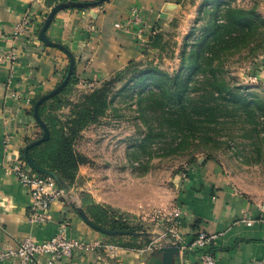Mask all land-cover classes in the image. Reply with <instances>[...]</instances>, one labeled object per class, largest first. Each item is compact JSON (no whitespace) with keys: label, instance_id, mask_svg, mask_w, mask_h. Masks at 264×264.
<instances>
[{"label":"crops","instance_id":"obj_1","mask_svg":"<svg viewBox=\"0 0 264 264\" xmlns=\"http://www.w3.org/2000/svg\"><path fill=\"white\" fill-rule=\"evenodd\" d=\"M183 1L106 0L88 8L64 9L57 13L47 34L74 54L79 83L98 80L124 69L140 57L141 49L135 38L117 27V23L128 20L136 8L153 26L162 16L178 13ZM61 3L64 0H0V29L11 34L27 11L38 16L42 28L51 9ZM69 62L68 55L58 48L44 43L32 46L22 41L15 73L10 75L9 63L0 65L3 82L0 86V251L17 249L28 238H51L66 220L70 224V236L99 242L102 246L78 252L65 264H163V254L153 246L165 241V233L148 229L149 241L145 237L134 239L131 235H105L88 225L74 209V206L82 208L87 188L96 204L124 215L128 225L134 220L138 226L145 225L137 217L155 206L162 208L164 200L151 197L148 186L142 182L140 188L134 189L130 178L106 181L102 185L104 189L98 188L93 183L95 180L88 181L77 202L54 203L49 222L28 221L32 197L14 176L6 173V166L20 154L26 139L40 138L41 130L29 108L10 98L8 93L19 92L34 101L63 82ZM7 136L9 146L4 143ZM82 170L81 167L80 173L85 177L82 172L86 170ZM187 175L177 179L175 192V208L184 210L178 228L183 241L190 243L204 232L216 237L210 251L217 264H264V185L235 179L222 165L210 160L192 166ZM169 240L167 236L166 241ZM105 246L116 247L113 256ZM182 262L180 253L175 255L173 264ZM1 264H21V261L14 258Z\"/></svg>","mask_w":264,"mask_h":264},{"label":"rangeland","instance_id":"obj_2","mask_svg":"<svg viewBox=\"0 0 264 264\" xmlns=\"http://www.w3.org/2000/svg\"><path fill=\"white\" fill-rule=\"evenodd\" d=\"M205 1L184 0L178 13L162 16L161 20L153 25L159 31L160 42L152 44L146 51L141 50L140 57L135 60L142 63L143 67L156 65L163 73L169 75L182 72L184 79H193L190 82L193 85L198 81L202 82L204 74L202 71L193 72L190 55L196 53V43L207 33L208 13L218 6L217 3L204 6ZM233 4L246 8L257 5L259 14L264 18V0H235ZM202 8L204 10L200 13ZM263 38L264 36H259L249 46L234 55H228L223 72L226 81L238 88L247 101L261 103L262 108ZM258 44H261L262 48L253 50ZM132 76L133 73H129L123 81L113 84L110 94L112 109L109 115L100 117L97 122L89 125L76 141V151L84 155L88 163L79 166V180L68 189V201L77 202V196L83 195L81 189H85L88 181L95 180L93 183L104 189L102 185L106 181L130 178L134 182V189L140 188L142 182L148 186L151 197L164 200L162 208H150L136 220L142 219L144 227L150 230L165 233V228L158 223L155 214L158 211H173L177 179L182 177L187 169L190 170L192 166L206 160L207 156L208 160L222 165L233 178L251 185H264V112L254 106L245 110L240 106L236 107L241 109H231L232 115L220 117L218 124L208 125L211 130L208 137L212 138L208 143L196 142L183 152L166 154L170 147L164 149V141L156 139L144 153L141 149L145 127L140 119V91L137 81H131ZM112 78L116 79L113 73L98 80L73 85L72 89L63 95L66 105L57 112L58 115L66 118L65 116L71 114L73 104L78 102L81 93H91ZM69 101L73 104H68ZM221 103L226 106L225 101ZM36 125L39 127L37 122ZM42 135L40 132V138ZM192 158L197 159V163H192ZM81 167L82 171L86 170L82 172L85 177L80 173ZM84 193L90 196L87 188ZM145 218L149 220L145 222ZM129 226H138L137 221L130 222Z\"/></svg>","mask_w":264,"mask_h":264},{"label":"trees","instance_id":"obj_3","mask_svg":"<svg viewBox=\"0 0 264 264\" xmlns=\"http://www.w3.org/2000/svg\"><path fill=\"white\" fill-rule=\"evenodd\" d=\"M69 2L72 1L64 0V3ZM234 2L235 0L205 1L204 6L216 3L218 6L208 13L207 33L196 43V53L190 55L193 72L202 71L204 74L203 81H198L195 85L190 83L193 79H184L182 72L169 75L163 73L156 65L149 64L143 67L142 63L132 60L124 69L113 72L116 79L112 78L91 93H81L75 104L69 101L68 104H73L72 112L63 118L57 113L66 105L63 95L67 94L73 85L79 83L75 66L65 89L45 101L39 108L40 116L50 132V139L30 149L32 160L44 170L55 173L59 177L57 183L61 188L70 189L77 179L79 180V166L88 163V159L76 151V141L89 125L97 122L100 117L109 115L112 109L110 98L112 86L116 81H123L129 73H133L131 81H137L140 91L138 101L140 119L145 127L141 149L144 153L156 139L164 141V149L170 147L166 154L183 152L196 142L208 143V140H212L208 137L211 131L208 125L218 124L220 117L232 115L231 109L245 110L254 106L264 112L261 103L247 101L239 89L231 86L223 76L224 63L228 55H234L256 41L259 36H264V18L259 14L258 6L239 7L235 6ZM203 10L204 8L200 13ZM158 34L159 31L152 37V44L160 42ZM260 48L262 45L258 44L253 50ZM68 70L69 65L64 79ZM39 98L33 101L30 110L34 119V105ZM222 101L226 102V106H222ZM239 106L241 108H236ZM38 126L43 133L42 127L39 124ZM32 142L33 140L26 139L24 147L20 150L24 160L25 148ZM191 162L197 163V159L192 158ZM74 209L79 214L80 209L84 211L91 222L103 229L132 230L135 232L131 234L134 239L138 237H145L148 241L151 239L145 225L130 227L124 215L110 207L96 204L88 195L84 196L82 208L74 206Z\"/></svg>","mask_w":264,"mask_h":264},{"label":"built area","instance_id":"obj_4","mask_svg":"<svg viewBox=\"0 0 264 264\" xmlns=\"http://www.w3.org/2000/svg\"><path fill=\"white\" fill-rule=\"evenodd\" d=\"M38 20V16L34 15L32 11H27L15 25L11 34H6L0 29V65L9 63L11 76L15 73L18 65L21 42L26 41L32 46L43 44L39 38L42 23L40 22V24ZM116 26L130 33L135 38L138 47L144 51L152 45V37L158 32L154 26L146 22L141 10L136 8L133 9L128 20L117 23ZM2 83L0 79V86ZM8 84H11V80ZM8 96L25 104L29 110L33 107V100L23 97L19 92L9 91ZM9 139V136L5 138L6 146H9ZM188 171L189 169L182 175V178L188 176ZM6 173L14 176L32 197L29 223L49 222L54 203L67 200L68 190L61 188L51 176H41L36 173L21 157V154L6 166ZM183 215L182 208H175L171 213L158 211L155 214L158 223L165 228L166 232L164 234L165 241L153 246V249L160 251L165 245L177 244L183 260L182 264H217L215 255L210 251L215 236L202 232L190 243L184 242L180 237L178 228ZM69 226V222L65 220L60 224L58 232L51 238L45 240L28 238L17 249L0 251V264L14 258L20 259L21 264H65L78 252H88L102 246L99 242H89L70 236ZM167 236L170 238L169 241H166ZM105 247L113 256L116 247Z\"/></svg>","mask_w":264,"mask_h":264},{"label":"water","instance_id":"obj_5","mask_svg":"<svg viewBox=\"0 0 264 264\" xmlns=\"http://www.w3.org/2000/svg\"><path fill=\"white\" fill-rule=\"evenodd\" d=\"M105 1L106 0H99L97 2H74V1H72L69 3L58 4L51 9V11L49 12V14H48L42 28L40 29V32H39V38L45 45L62 50L64 53H66L68 55L70 62H69V70H68V73H67L64 81L60 85H58L55 89L50 91L49 93L41 96L34 105V117H35L36 121L38 122V124L42 127L43 135L41 138L33 141L32 143H30L29 145L26 146L25 158L33 170H35L37 173H41V174L51 176L57 182L59 181V177L55 173L46 171L43 168H41L39 165H37L32 160V158L30 157L29 151L31 148H33L37 145H40V144H42V143H44L50 139V132H49L46 124L44 123V121L42 120V118L40 116L39 108L45 101L55 97L56 95L60 94L65 89V87L70 82V79L74 73V69L76 66V60H75L74 54L72 53V51L68 47H66L65 45H63L59 42H55L52 39H50L47 32H48V29L50 28L51 24L53 23L54 18L58 12H60L64 9H70L73 7L88 8L91 6H97V5L104 3ZM66 190H68V189H66ZM80 215L84 219V221H86V223L88 225H90L92 228L100 231L101 233H103L105 235H131V234L135 233L132 230L120 231V230L103 229L100 226L91 222L88 219V217L86 216V214L84 213V211H82L81 209H80ZM179 251H180V248L177 244L163 246L162 249L160 250V252L163 254V264H173V259H174L175 255H177L179 253Z\"/></svg>","mask_w":264,"mask_h":264}]
</instances>
